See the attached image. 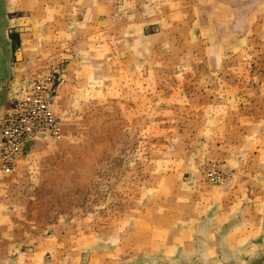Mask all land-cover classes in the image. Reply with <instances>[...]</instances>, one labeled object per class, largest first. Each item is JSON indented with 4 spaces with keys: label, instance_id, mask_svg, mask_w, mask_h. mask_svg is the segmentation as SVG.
I'll return each instance as SVG.
<instances>
[{
    "label": "rangeland",
    "instance_id": "rangeland-1",
    "mask_svg": "<svg viewBox=\"0 0 264 264\" xmlns=\"http://www.w3.org/2000/svg\"><path fill=\"white\" fill-rule=\"evenodd\" d=\"M10 40L0 264H264V0H0Z\"/></svg>",
    "mask_w": 264,
    "mask_h": 264
},
{
    "label": "crops",
    "instance_id": "crops-1",
    "mask_svg": "<svg viewBox=\"0 0 264 264\" xmlns=\"http://www.w3.org/2000/svg\"><path fill=\"white\" fill-rule=\"evenodd\" d=\"M10 44H11V52L8 51L7 58H5L4 53L2 54V52H0V60H2V65L7 62L5 60H10V57L12 56L13 49L16 47L14 40H10ZM3 68H4V65L1 66V68H0V78H1V73L3 72Z\"/></svg>",
    "mask_w": 264,
    "mask_h": 264
}]
</instances>
